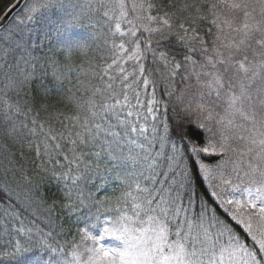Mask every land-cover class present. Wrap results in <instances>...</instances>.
<instances>
[{
    "label": "snow or ice",
    "instance_id": "snow-or-ice-1",
    "mask_svg": "<svg viewBox=\"0 0 264 264\" xmlns=\"http://www.w3.org/2000/svg\"><path fill=\"white\" fill-rule=\"evenodd\" d=\"M95 3L93 7L92 0L87 5L79 4L77 0H13L5 9L4 16H0V193L3 194L0 217L8 219L15 217L18 210L22 214L31 213L34 207L44 208L47 212L46 226L50 229L44 234L37 228L35 235L30 231L25 233L27 239L21 237L18 241L0 245V264H40L41 256L27 258L34 251L61 254L55 260L49 256L45 264H264V0H215L209 3L206 10L213 17L211 22L218 31H223L217 22L218 10H226L231 20L224 23L240 37L238 42L227 45H218L214 41L211 51L195 28L197 20L207 18L200 15L202 6L185 4L181 12L187 15L180 17L167 11L163 16H153L150 12L155 10L159 13L163 10L162 5L157 6L150 0L133 3L131 9L135 15L127 19L130 25L127 35L134 37L132 45L135 51L129 59L137 62L135 74L143 79L128 82V74L121 67L123 88L119 93L112 83H107L103 89H90L92 97L101 95L103 104H98L91 97L86 102L75 95L68 97L86 112L79 125L82 132L76 133L77 139L72 143L79 140L81 144L98 147L91 153L95 158L93 163L84 162L83 170L77 163L75 172L71 168L66 171H58L55 167L41 169L45 176L50 175L55 183L62 185V201L49 202L38 195L36 190L40 184L32 187L31 178H27L28 193L18 201L13 202V197L7 195L9 177L14 173L16 162L14 153L3 141L19 144L21 149L28 147L40 152V144L31 137L37 135L38 129L44 130L39 113L46 111L52 88L43 83L37 85L38 93L43 97L39 109H35L37 101L31 90L34 81L42 82L47 75L43 65L49 63V58L44 49L50 31L61 33L91 24L90 13L110 5L113 15L104 11L103 16L117 21L112 35H125L121 32L120 23L128 17L125 0H95ZM14 9L18 13L13 23L4 25V17ZM117 11L119 15H115ZM153 23L159 27H152ZM49 25H54V29ZM37 28L44 29L42 38L37 34ZM140 29L149 33L143 41L146 45L144 51L151 52L154 63L159 61L167 70V75L161 73V78L171 81L177 70L183 67L185 72H189L190 68V76L195 77L196 84L208 90L207 93H198L199 100L195 104L193 100L196 97L186 98L184 91L175 96L178 105L175 115L181 120L194 118L191 122L204 133L203 146L191 139L180 121L175 125L166 124L163 120L159 126L153 123L151 132L138 123L142 119L138 89L151 87L155 93V82L144 75L145 68L140 63L146 59L140 49V39L136 37ZM173 36L175 42L187 48V52L180 54L181 60L167 51L157 52L152 47L153 39L159 46L161 40L167 41ZM87 48L86 44L68 48L69 59L73 52H86ZM113 50L114 58L102 69V75L98 77L101 80L113 65L120 63L115 57L128 51L123 42L118 45L113 42ZM193 55L202 56L203 62L194 60ZM50 63L54 69L52 79L57 91L62 92L64 74L61 69L67 65H60L54 58ZM217 65L223 68V72ZM209 68L211 71L206 70ZM229 70L233 75L226 78L224 72ZM81 74L87 75L85 72ZM108 79L111 81L115 77L109 76ZM78 83L85 86L83 80H78ZM128 89H133L134 104L129 101ZM166 94L169 98L174 95L172 91ZM212 94L215 99L211 98ZM217 101L223 103L222 115L215 110ZM158 104L163 106L153 96L151 107L146 111L155 113ZM128 108L136 111H125ZM32 111L35 115L30 120L18 119ZM151 119L155 121L157 116L152 115ZM133 133L143 137L144 142L137 143L131 135ZM55 140V136L46 134L44 152L49 156L48 141ZM157 147L164 148V153L157 152ZM161 155L171 168L167 174L157 170ZM82 156L76 160H81ZM187 156L223 157L214 167L201 162L200 172L203 179L210 181L209 187L222 191L228 197L223 199V203L232 212L231 219L244 226V231L251 237L252 247H248L233 226L222 220L208 201L201 199L199 191L193 189L191 175L184 163ZM101 160L117 163L112 168L104 165L101 171ZM120 165L130 166L132 171H115V179L120 181L123 189L115 200H98L91 192L86 193L82 186L85 182L94 177L106 180L104 173L113 172ZM145 177L148 186L143 183ZM217 178L219 183L213 184ZM81 207H87L89 213L81 218L84 227L77 232L78 242L74 239L65 245L56 243L52 230L54 226L62 228V225L56 224L57 218L53 213L57 208L71 213ZM93 207L95 212L91 211ZM245 211L248 217L258 221L255 228L251 219L244 218ZM0 230L11 235L2 221ZM108 239L118 241V246L109 245ZM65 248L68 251H64Z\"/></svg>",
    "mask_w": 264,
    "mask_h": 264
},
{
    "label": "trees",
    "instance_id": "trees-1",
    "mask_svg": "<svg viewBox=\"0 0 264 264\" xmlns=\"http://www.w3.org/2000/svg\"><path fill=\"white\" fill-rule=\"evenodd\" d=\"M79 4L87 5L89 0H77ZM141 0H125L127 5L126 11H128V17L120 21L121 23V32L125 33L124 36H121L120 33H116L115 36L112 35V32L115 29V19L109 20L103 16L104 11H109V15H113L111 11V6L105 8H100L99 11L90 13L92 16V23L86 24L82 27H74L67 31L56 33L54 30L49 33V40L47 47L44 49V52L47 53L49 58V63L44 64L43 67L47 71V75H44V79L41 82L40 80L34 81L32 85L31 95L36 98L35 109H39L40 101L43 99L38 93L37 85L43 83L46 86L52 88L51 95L47 98V109L46 111L41 110L39 113V121L44 124V130L40 131L36 136L31 137V139L40 144V152H37L35 149L25 147L20 148L19 144L13 145L11 142L3 141L7 144L8 148L11 149L14 153V161L16 162V167L14 173L10 175V184L7 188V195L13 197V202L18 201L22 196H25L29 191V184L27 183V178H31L32 187L37 183L40 184L39 189H37V194L44 196L49 202L52 200L62 201L64 199L62 195L63 187L55 183L51 176H45L41 171L42 168L51 169L55 167L58 171H66L68 168H71L73 172L76 170V164H80V168L83 170L84 162L92 164L94 157L91 155L92 152L97 151L98 147H93L92 144H81L77 140L76 144L72 143V140L77 139L76 133L82 132V128L79 126L86 112L84 109L77 107V105L68 100L69 96L75 95L81 101H88L91 97L98 104H103L104 99L101 95H96L92 97L91 88L99 87L103 89L107 83H112L114 90L119 93L123 88L121 83L122 73L120 68L125 69V73L128 74V82H139L143 79L138 74H135L138 70L137 63H132L130 60H126V56L133 54L135 49L132 45V40L134 37L127 35L130 25L127 23V19L134 18V13L131 9L133 3L139 4ZM151 3L160 6H163V10L157 13V11L152 10L151 15L163 16V12H174L177 17L182 15H187L186 12L182 13L181 9L185 4H193L197 7H201V16L207 17L206 19L197 20L195 24L196 31L198 36L203 39L205 45L211 51L213 47V42L216 41L218 45H222V40L224 37L225 31V18L223 10H218V23L223 28V34L221 31H218L215 25L212 24L213 17L207 12V5L209 3L215 2V0H150ZM13 3V0H0V16L5 12V9ZM93 7L96 6L95 0H92ZM87 10V9H86ZM189 11H192L191 9ZM57 14H54V16ZM115 15H119L118 11ZM13 23V19L9 25ZM41 23H44L43 21ZM172 23V21H170ZM152 27H159V25L153 23ZM188 26L187 24L185 25ZM50 29H54V25L48 26ZM211 29V31H209ZM44 33L43 28H37V34L42 38ZM142 33V34H141ZM149 36V33L143 32V29H140L136 32V37L140 39V49L144 51L146 48L145 43L143 42ZM155 36V34H153ZM217 36L220 37L217 40ZM176 38L173 36L170 40H161L160 45H156L155 39L152 41V47L157 52L167 51L170 55H175L177 60H181V53L187 52V48L180 43L175 42ZM113 42L119 44L123 42L125 48L128 49L127 52L121 53L120 57H115L120 61L118 65H113L111 69L108 70V75L104 76V79L101 80L98 77L102 75V69L106 68L108 64L112 63L114 58ZM81 44L88 45L86 52H73L71 58L69 59L68 48L75 49ZM167 46V47H166ZM199 47V46H198ZM222 52L226 51L224 48H221ZM146 59L142 60L140 63L145 68L144 75L149 79L155 82V93L153 94L152 88L149 87L147 90H143L142 86L138 89L140 95L139 99L144 98V103H141L142 107L139 109V115L142 117L138 123L149 129L151 132L153 123L157 126L163 120L164 123L175 125L177 121L183 124V127L188 132L189 136L193 141H195L200 146H203V131L196 127L191 121L194 119L188 117L184 120H181L179 116L175 115V112L178 110V105L175 102V96L179 95L181 91L186 92L189 86L188 81L195 82V77L190 76L189 72H185L184 68L177 70V74L171 80H165L161 78V73L167 75V70L162 66V64L157 61L154 63L151 52L144 51ZM55 59L59 62L60 65H67L63 67L61 71L63 72L62 79V92L57 91L55 82L52 79L53 66L51 65V59ZM194 60L203 62V57L200 55H193ZM251 59V54L249 55ZM43 64V61H42ZM187 66V65H186ZM218 68L223 72V68L220 65H217ZM211 71V69H206ZM197 71L200 69L197 67ZM82 72L87 73V75L81 74ZM232 73L231 70L224 72L225 77L227 78ZM43 75V73H41ZM115 77L114 80H109L108 77ZM185 77H188L185 79ZM78 80H83L85 86L81 87L78 83ZM203 80V76H202ZM197 85L195 84V89ZM167 91H172L174 93L173 97L169 98L166 94ZM127 94L129 96V101L134 104L135 100L133 99V89H128ZM148 94V97H147ZM107 96V93L104 94ZM155 96V99L161 101V104L156 105L157 111L155 113H148L146 111L147 107H151V103H148V100ZM147 97V98H146ZM122 99V96L120 97ZM193 103H196L193 101ZM165 108H167V114L165 115ZM136 111L134 108L125 109V111ZM35 115V111L29 112L27 116L20 115L18 119L20 120H30ZM152 115H156L157 119L153 121L151 119ZM80 119L77 120L76 118ZM112 123L115 124V120H112ZM119 131V128L116 129ZM46 134H50L56 137L55 141H48V147L51 150V156L47 155L44 152V141ZM133 138L137 139V143H143V137H138L137 133L131 134ZM145 135H148L146 133ZM58 145V147H57ZM147 145H145L146 147ZM157 152L161 154L164 153L165 149L162 147L156 148ZM81 160L77 161L76 157H81ZM67 158V159H66ZM223 157H209L205 158L187 156L185 158V165L188 168V171L191 175L192 185L194 190H198L201 199H206L209 203V206L212 207L217 215L222 219L228 221L234 228L235 232L243 238L244 242L248 247H252L251 237L247 235L244 231L243 225H237L236 221L231 219L232 212L228 210L227 206L223 203V200L216 193L218 189L214 187H209V180L203 179L200 172V164L208 163L211 166H215L217 163L222 160ZM101 171H103V166L106 165L108 168H112L115 161L110 160H101ZM160 167L158 171H164L165 174L171 171V168L166 165L163 155H161L159 160ZM230 168V166H228ZM227 168V170H228ZM115 171H132L130 166L120 165V167L113 172H106V180L101 179L100 177H94L92 180L85 182L82 186L87 192H91L92 195L98 200L111 199L115 200L116 197L120 195L123 191L121 183L119 180L115 179ZM43 177V180H41ZM213 184H217L216 180H213ZM145 186H148L147 178L145 177L143 181ZM71 185V181H69ZM73 197L76 193L73 191ZM0 198H3V194L0 193ZM92 212H95L96 209L93 207ZM89 213L87 207H81L79 210L74 212H67L66 209L57 208L53 215L57 218L56 224L62 225V228L55 227L52 230V237H54L56 243L60 245H65L66 242H71L72 240H77L78 230H81L84 227L83 216ZM47 212L44 208L36 209L33 208L32 212H23L20 214L18 210L15 217L4 219L0 217L2 221L11 232L9 236L6 231L0 230V245H5L8 241H18L21 237L27 239L25 235L26 232L30 231V234H37L36 229H42L44 234H47L50 229L46 226L47 224ZM67 217V219H66ZM245 219H251L254 228L257 226L258 221L248 217L246 212L244 213ZM103 219V218H102ZM17 230H19V235H17ZM64 251H68L67 248ZM60 253L52 254L50 252H32L28 254V259H33L36 256H41L42 259L40 264H45L48 261L49 256L53 260L60 258ZM69 258L70 252H69ZM223 264V262H220Z\"/></svg>",
    "mask_w": 264,
    "mask_h": 264
},
{
    "label": "rangeland",
    "instance_id": "rangeland-1",
    "mask_svg": "<svg viewBox=\"0 0 264 264\" xmlns=\"http://www.w3.org/2000/svg\"><path fill=\"white\" fill-rule=\"evenodd\" d=\"M223 14H224L223 16L225 18V21L231 20V16H230V14L227 13L226 10H223ZM222 34H223V32H222ZM239 39H240V37L235 32H233L231 29H229L227 27V25L225 24V31H224V37H223V40H222V45H227V44H230V43L238 42ZM131 55L126 56L125 59L126 60H130V62H132V63H137L135 60L129 59V56H131ZM231 75H233V72L231 73ZM188 83H189V85L190 84L193 85V87H191V88L188 87L187 91L185 92V96H186V98H189V99H191L193 96H195L196 98L193 100L194 102H197L199 100V96H198V93L199 92H201V91H203L205 93L208 92L207 89L200 88L196 84V79H195V82L188 81ZM195 84L197 85L196 89H195ZM147 97H148V94H147ZM205 98L207 99L208 96L206 95ZM211 98L212 99H215L214 94H212V97ZM152 99H153V97L148 100V103H151ZM139 100H140V103H144V98L139 99ZM193 104H195V103H193ZM215 110H216V112H219L222 115L223 114V103L220 102V101H217V106H216V109ZM228 171H230V168H228ZM216 182H217V184L219 183V178L216 179ZM212 183H214V182L212 181ZM218 191H217V193H218ZM218 196H220L222 200L228 198L227 196H224V193L222 191H219V195ZM107 243L109 245L118 246V243L119 242L118 241L111 240V239H108L107 240Z\"/></svg>",
    "mask_w": 264,
    "mask_h": 264
},
{
    "label": "water",
    "instance_id": "water-1",
    "mask_svg": "<svg viewBox=\"0 0 264 264\" xmlns=\"http://www.w3.org/2000/svg\"><path fill=\"white\" fill-rule=\"evenodd\" d=\"M17 11L18 10L14 9L11 13H9L8 16L4 17L2 23L4 25H7L9 23V21L14 17V15L16 14ZM2 16H4V14Z\"/></svg>",
    "mask_w": 264,
    "mask_h": 264
}]
</instances>
